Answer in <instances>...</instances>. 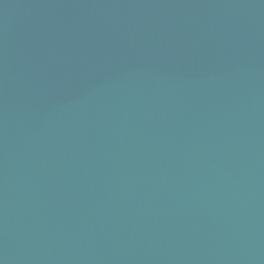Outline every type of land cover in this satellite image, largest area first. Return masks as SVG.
I'll list each match as a JSON object with an SVG mask.
<instances>
[{
  "label": "water",
  "instance_id": "1",
  "mask_svg": "<svg viewBox=\"0 0 264 264\" xmlns=\"http://www.w3.org/2000/svg\"><path fill=\"white\" fill-rule=\"evenodd\" d=\"M0 264H264V0H0Z\"/></svg>",
  "mask_w": 264,
  "mask_h": 264
}]
</instances>
